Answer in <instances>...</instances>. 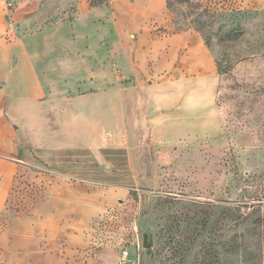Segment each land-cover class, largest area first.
Here are the masks:
<instances>
[{
  "label": "rangeland",
  "instance_id": "374dc122",
  "mask_svg": "<svg viewBox=\"0 0 264 264\" xmlns=\"http://www.w3.org/2000/svg\"><path fill=\"white\" fill-rule=\"evenodd\" d=\"M42 1L47 22L98 26L85 32L100 45L98 87L133 85L123 63L110 69L113 41L143 83L212 63L220 121L203 119L196 138L156 141L134 89L128 145L90 152L55 133L47 113L54 147L21 153L0 212V264H264V0ZM53 85L69 96L71 84Z\"/></svg>",
  "mask_w": 264,
  "mask_h": 264
},
{
  "label": "crops",
  "instance_id": "0c3cea01",
  "mask_svg": "<svg viewBox=\"0 0 264 264\" xmlns=\"http://www.w3.org/2000/svg\"><path fill=\"white\" fill-rule=\"evenodd\" d=\"M47 16L45 1L0 0V212L25 146L54 147L49 144L56 137L47 133V113L59 123L55 133L90 152L128 145L126 101L133 99L134 89L143 93L136 102L156 141L161 132L196 138L202 136L203 119L220 121L212 63L195 75L143 83L130 52L113 41L104 52L110 69L117 72L123 63L121 74L132 77L133 85L98 87L100 45L93 34L85 35L98 26L83 32L86 27L78 25L77 16L49 22ZM53 84H71L69 96L56 93Z\"/></svg>",
  "mask_w": 264,
  "mask_h": 264
},
{
  "label": "water",
  "instance_id": "95a60500",
  "mask_svg": "<svg viewBox=\"0 0 264 264\" xmlns=\"http://www.w3.org/2000/svg\"><path fill=\"white\" fill-rule=\"evenodd\" d=\"M142 245H143V247H145V248H149L150 246H152L153 245V240H152V236H151V234L149 233V231L148 232H144L143 234H142Z\"/></svg>",
  "mask_w": 264,
  "mask_h": 264
},
{
  "label": "trees",
  "instance_id": "16d2710c",
  "mask_svg": "<svg viewBox=\"0 0 264 264\" xmlns=\"http://www.w3.org/2000/svg\"><path fill=\"white\" fill-rule=\"evenodd\" d=\"M258 220L261 222L263 226V232H262V238H263V248H262V253H263V258H264V215L263 217H259ZM264 260V259H263Z\"/></svg>",
  "mask_w": 264,
  "mask_h": 264
},
{
  "label": "built area",
  "instance_id": "2783aa9c",
  "mask_svg": "<svg viewBox=\"0 0 264 264\" xmlns=\"http://www.w3.org/2000/svg\"><path fill=\"white\" fill-rule=\"evenodd\" d=\"M7 6H8V7H11V6H12V3H11V2H8V3H7Z\"/></svg>",
  "mask_w": 264,
  "mask_h": 264
}]
</instances>
